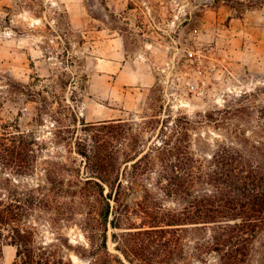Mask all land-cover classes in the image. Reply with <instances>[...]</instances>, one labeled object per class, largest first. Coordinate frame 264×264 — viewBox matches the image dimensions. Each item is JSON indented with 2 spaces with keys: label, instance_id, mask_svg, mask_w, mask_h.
Returning a JSON list of instances; mask_svg holds the SVG:
<instances>
[{
  "label": "rangeland",
  "instance_id": "obj_1",
  "mask_svg": "<svg viewBox=\"0 0 264 264\" xmlns=\"http://www.w3.org/2000/svg\"><path fill=\"white\" fill-rule=\"evenodd\" d=\"M155 85L165 106L195 121L194 141L207 150L239 142L236 131L256 134L248 106L264 103V0H0V131L33 130L37 139L30 174L0 164V194L16 202L15 189L39 184L54 194L50 169L77 155L58 140L54 110L68 103L86 122L137 117ZM51 215L35 209L19 222L32 230L33 264H87L85 214ZM261 238L251 264H264ZM9 242L0 264H24Z\"/></svg>",
  "mask_w": 264,
  "mask_h": 264
},
{
  "label": "trees",
  "instance_id": "obj_2",
  "mask_svg": "<svg viewBox=\"0 0 264 264\" xmlns=\"http://www.w3.org/2000/svg\"><path fill=\"white\" fill-rule=\"evenodd\" d=\"M163 100L152 93L137 117L89 122L68 103L54 110L58 140L79 157L50 169L52 196L41 184L15 189L16 202L0 194V257L8 240L24 264L36 262L32 230L19 222L42 209L55 222L85 214L87 264H251L264 233V103L248 106L256 134L236 131L239 142L220 140L207 150L202 137L194 141L195 121ZM36 140L33 130L2 127L3 168L30 174ZM110 227L116 252L107 243Z\"/></svg>",
  "mask_w": 264,
  "mask_h": 264
}]
</instances>
